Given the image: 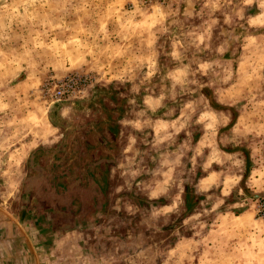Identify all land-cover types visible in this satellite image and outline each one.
<instances>
[{
	"label": "rangeland",
	"instance_id": "obj_1",
	"mask_svg": "<svg viewBox=\"0 0 264 264\" xmlns=\"http://www.w3.org/2000/svg\"><path fill=\"white\" fill-rule=\"evenodd\" d=\"M0 207L64 264H264V0H0Z\"/></svg>",
	"mask_w": 264,
	"mask_h": 264
},
{
	"label": "crops",
	"instance_id": "obj_2",
	"mask_svg": "<svg viewBox=\"0 0 264 264\" xmlns=\"http://www.w3.org/2000/svg\"><path fill=\"white\" fill-rule=\"evenodd\" d=\"M113 39L115 40V37ZM117 40L121 42L120 38L116 39L114 42H116ZM97 42H106V41L100 39V37H97ZM109 43L111 44L112 41H109ZM127 45H128L127 43H122L121 46L120 45L118 46L120 47L119 49L121 50L120 55L129 56L131 57L130 60L133 58H141V59H143V57L145 59L147 58L149 54V49L147 47L145 49L142 48L137 49L136 46L134 48L133 46L129 48L127 47ZM130 60L123 64L121 63L119 65L114 64V66H116V69L110 67L109 68L112 70L113 74L120 73L121 71L120 65H123L122 68H125V67H129L130 64L135 62V61L130 62ZM95 66L97 68L99 67V64H96ZM107 72L109 74V72L111 71L108 70ZM103 143L104 145L102 144L98 147L99 149L98 151H100L99 153H102L101 151H105L106 154L104 153L99 154L96 158H93L92 160H84L82 161L83 163H81V168L87 169L88 173H90V170L94 171L89 176L91 177L92 182L94 183L100 181L99 184H96L98 186H103L104 184L107 183L106 176L109 169L108 161H113V158H110L108 155L110 150L109 149L110 143L107 141ZM90 147L91 145L89 144L86 145V152L92 150V149H87ZM98 174L100 177L98 178L95 177ZM50 218L51 217L49 216L48 220ZM25 224L27 225V223ZM25 224H22V222L19 221L17 215L12 214L10 211L0 207V264H64L66 263L67 258L59 253L60 251H63V249L67 250L70 247V243L68 244L67 242H64V244H59L57 242L58 235L64 237L65 234L70 231L69 229L68 230L66 229V226L64 227L63 225H61L59 227L53 226L52 228H42V226L38 224V222H36L34 224L32 223L30 224V226L32 227L31 229ZM29 229H31V231H29ZM43 233L47 234L46 239L42 237L44 235ZM34 239H36L38 243L40 242L47 243L48 249L43 252L41 247L39 248V246L34 242ZM51 249H53V252L50 251Z\"/></svg>",
	"mask_w": 264,
	"mask_h": 264
},
{
	"label": "built area",
	"instance_id": "obj_3",
	"mask_svg": "<svg viewBox=\"0 0 264 264\" xmlns=\"http://www.w3.org/2000/svg\"><path fill=\"white\" fill-rule=\"evenodd\" d=\"M90 81L88 74L71 72L61 78L51 80L46 84L45 89L49 91L52 101H67L82 97Z\"/></svg>",
	"mask_w": 264,
	"mask_h": 264
},
{
	"label": "trees",
	"instance_id": "obj_4",
	"mask_svg": "<svg viewBox=\"0 0 264 264\" xmlns=\"http://www.w3.org/2000/svg\"><path fill=\"white\" fill-rule=\"evenodd\" d=\"M109 127V126H108ZM115 132H113L114 134ZM185 207L190 209L191 208V202H190V193H188L186 189V194H185Z\"/></svg>",
	"mask_w": 264,
	"mask_h": 264
}]
</instances>
